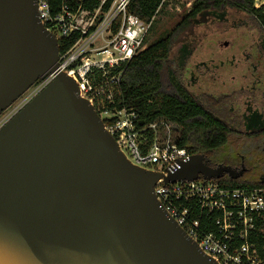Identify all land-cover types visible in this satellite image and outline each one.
<instances>
[{"label":"water","instance_id":"1","mask_svg":"<svg viewBox=\"0 0 264 264\" xmlns=\"http://www.w3.org/2000/svg\"><path fill=\"white\" fill-rule=\"evenodd\" d=\"M58 58L37 0H0V115ZM244 170L204 154L168 176L132 163L76 81L58 72L0 128V264H220L155 186Z\"/></svg>","mask_w":264,"mask_h":264},{"label":"built area","instance_id":"2","mask_svg":"<svg viewBox=\"0 0 264 264\" xmlns=\"http://www.w3.org/2000/svg\"><path fill=\"white\" fill-rule=\"evenodd\" d=\"M131 1L37 0L40 20L59 41L58 67L33 85L20 109L58 72H64L76 81L81 97L94 105L127 158L168 176L191 157L173 138L174 124L164 120L141 124L134 109L120 107L125 67L146 47L152 25L130 13ZM155 194L199 247L220 264H264V255L252 241L254 234L264 231L258 225L264 220V187L229 188L202 177L176 183L161 178Z\"/></svg>","mask_w":264,"mask_h":264},{"label":"rangeland","instance_id":"3","mask_svg":"<svg viewBox=\"0 0 264 264\" xmlns=\"http://www.w3.org/2000/svg\"><path fill=\"white\" fill-rule=\"evenodd\" d=\"M194 1L167 0L145 42L150 44L174 31L186 20ZM255 2L259 7L264 0ZM169 66L175 68L193 97L225 120L230 116L234 125L239 124V129L250 125H246L247 117L256 110L262 112L264 119V32L248 12L227 7L192 18L176 40ZM33 88L0 115V125L20 109ZM173 124L171 134L176 139L182 128ZM242 141L240 135H233L229 143L210 158L217 162L216 166L227 164L238 171L244 168L241 181H252L255 177L252 166L256 164L253 153L256 154L257 146L253 144L246 154L234 151ZM260 157L264 159V152Z\"/></svg>","mask_w":264,"mask_h":264},{"label":"trees","instance_id":"4","mask_svg":"<svg viewBox=\"0 0 264 264\" xmlns=\"http://www.w3.org/2000/svg\"><path fill=\"white\" fill-rule=\"evenodd\" d=\"M166 4L167 0H132L129 11L146 22H152L151 31L157 14ZM227 7L248 12L264 32V3L257 7L255 0H195L186 20H183L174 31H170L156 41L150 44L145 42L146 47L126 65L120 86L122 92L120 107L134 109L139 114L141 124L148 125L164 120L179 125L182 132L177 138L178 146L186 149L191 155L204 154L207 157L216 155L218 150L229 143L233 135H240L243 140L242 145L234 151L246 154L253 144L257 146L256 154L253 153L256 164L251 165L255 177L252 181L242 182L240 178L243 175L237 179L225 175L216 180L222 186L229 188L264 187V159L260 157L264 152L262 113L256 110L247 117L246 125L255 122L258 125L256 128L249 132L239 131L234 127V121L230 116L225 120L193 97L175 68L169 66L176 40L189 26L191 19L207 11H223ZM60 44L62 47L63 41ZM260 122H263L262 126ZM147 134L152 140V133L147 132ZM258 225L264 228V220L259 221ZM252 241L256 242L264 255V231L254 234Z\"/></svg>","mask_w":264,"mask_h":264},{"label":"flooded vegetation","instance_id":"5","mask_svg":"<svg viewBox=\"0 0 264 264\" xmlns=\"http://www.w3.org/2000/svg\"><path fill=\"white\" fill-rule=\"evenodd\" d=\"M260 113H262V112H260ZM244 119H245V118H244ZM244 123H245V120H244ZM250 123H251V122H250ZM235 124H236V125H235V126H236V129H238L239 131H240V130H245V129H246L245 131H248V132H249V131H251V129L256 128V126H252V125L254 124L253 122L249 125V127H250L249 129H248V126H245V129H244V128L239 129V127H238L239 124H238V123H235ZM207 158H208V157H207ZM208 159H209L210 164H211L212 166H216V163H217L216 161L214 162V160H213L212 158H210V157H209Z\"/></svg>","mask_w":264,"mask_h":264}]
</instances>
